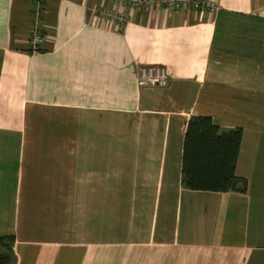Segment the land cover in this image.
<instances>
[{
  "label": "crops",
  "instance_id": "obj_1",
  "mask_svg": "<svg viewBox=\"0 0 264 264\" xmlns=\"http://www.w3.org/2000/svg\"><path fill=\"white\" fill-rule=\"evenodd\" d=\"M214 1L44 0L28 50L34 1L0 0V235L14 234V264H264V0ZM151 63L166 85H137ZM197 114L242 128L245 191L183 185Z\"/></svg>",
  "mask_w": 264,
  "mask_h": 264
},
{
  "label": "trees",
  "instance_id": "obj_2",
  "mask_svg": "<svg viewBox=\"0 0 264 264\" xmlns=\"http://www.w3.org/2000/svg\"><path fill=\"white\" fill-rule=\"evenodd\" d=\"M35 49L41 47L37 44ZM241 138L239 126L223 128L210 115H191L183 136V185L193 190L245 191L247 180L235 171ZM13 241L12 233L0 235V264L15 263Z\"/></svg>",
  "mask_w": 264,
  "mask_h": 264
},
{
  "label": "built area",
  "instance_id": "obj_3",
  "mask_svg": "<svg viewBox=\"0 0 264 264\" xmlns=\"http://www.w3.org/2000/svg\"><path fill=\"white\" fill-rule=\"evenodd\" d=\"M34 1V17L35 23L32 31L31 44L35 49L37 44L44 39L43 34L38 29L37 20L42 9L44 0ZM127 4L145 6L147 8L166 7L170 9L176 8H196L215 12L218 9L217 3L214 0H120ZM96 9H94L95 11ZM98 14L109 21L117 20V27L121 28L123 23V15L112 9L102 8L98 10ZM136 83L139 86H164L168 82L169 73L165 65L161 63L138 64L135 69Z\"/></svg>",
  "mask_w": 264,
  "mask_h": 264
},
{
  "label": "rangeland",
  "instance_id": "obj_4",
  "mask_svg": "<svg viewBox=\"0 0 264 264\" xmlns=\"http://www.w3.org/2000/svg\"><path fill=\"white\" fill-rule=\"evenodd\" d=\"M35 23V22H34Z\"/></svg>",
  "mask_w": 264,
  "mask_h": 264
}]
</instances>
